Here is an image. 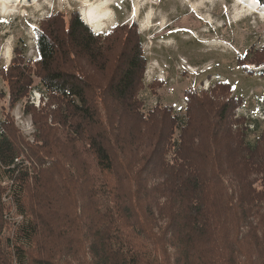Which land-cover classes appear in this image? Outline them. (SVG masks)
<instances>
[{"label":"trees","instance_id":"obj_1","mask_svg":"<svg viewBox=\"0 0 264 264\" xmlns=\"http://www.w3.org/2000/svg\"><path fill=\"white\" fill-rule=\"evenodd\" d=\"M38 23L35 58L18 40L0 67L9 105L26 100L34 125L31 143L9 113L0 118V174L14 182L23 215L12 239L3 238L0 202V264H264V185L252 178L264 183V120L244 126L233 117L242 97L230 83L187 86L183 114L160 103L145 110L147 57L135 22L93 31L76 9L67 20L52 11ZM235 58L261 67L264 44ZM35 88L47 98L38 109L28 103ZM52 141L69 146L77 170L59 156L43 165L36 151ZM22 149L31 165L18 162ZM51 168L64 172L57 191L70 202L60 224L45 214L57 193L23 200L32 178L41 184Z\"/></svg>","mask_w":264,"mask_h":264},{"label":"rangeland","instance_id":"obj_2","mask_svg":"<svg viewBox=\"0 0 264 264\" xmlns=\"http://www.w3.org/2000/svg\"><path fill=\"white\" fill-rule=\"evenodd\" d=\"M22 1L14 6L16 9H8L6 13L0 7V67L9 64L13 55L12 49L18 40L24 39L27 45L26 56L35 58L34 28L52 11L61 12L67 20L72 10L77 9L81 17L86 8V11H89V8L98 5L99 8H95L97 11L108 7L109 10L101 15L99 20L97 19L99 26H105L100 30L93 29L94 31H109L118 22H135L138 31L144 37L142 45L147 60L143 76L144 88L140 91V97L145 110L160 103L171 105L174 112L183 114L186 105L183 90L187 86H193L197 90H210L217 80H225L232 86L233 93L242 97V104L234 109L233 117H244V126L246 120L251 118L248 114L255 117L254 119L264 120V75L261 74L264 65L241 66L237 64L235 58L237 54L245 53L252 44L257 47L264 44V13H261L259 8L251 11L249 6L237 0ZM86 3L91 6H85ZM158 80H162L163 83L156 84L155 81ZM1 90L7 92V95L5 97L0 95V118L9 113L13 118L14 128L22 138L34 143L31 115L23 110L26 100L21 99L12 106L9 105L8 88L0 73ZM46 102L47 98L41 91L36 88L31 90L28 103H32L38 109ZM68 149L69 146L62 143L55 145L52 141L47 148L37 149L36 154L40 161H43V165L50 164L49 162L59 156L71 168L72 166L75 168L77 160L73 157L68 158ZM22 150L23 152L18 155V162L25 158V163L31 165L28 162L30 155L27 156L25 150ZM83 154L94 168L91 155L85 151ZM35 162L37 169L40 164ZM63 174L51 168L46 176L44 175L45 178H42L41 184L34 182L32 178L30 181L32 185L24 192L23 200L27 199L29 204L31 198L46 200L47 196L57 193L58 205L54 209H47L45 213L46 219L52 224L63 222V212L70 203L67 198H61V192L57 191L65 185L60 179ZM252 178L259 189L264 185L260 182L261 176ZM13 184L14 182L6 175L0 174L2 188L0 202L4 205L1 212L4 222L2 237L10 239L23 218L12 196ZM77 189L79 196L83 186L78 185ZM41 212L44 215V211ZM225 215L232 217L231 214ZM245 250L250 252L253 248L248 247ZM64 259L66 258L61 256V260L66 261Z\"/></svg>","mask_w":264,"mask_h":264},{"label":"bare ground","instance_id":"obj_3","mask_svg":"<svg viewBox=\"0 0 264 264\" xmlns=\"http://www.w3.org/2000/svg\"><path fill=\"white\" fill-rule=\"evenodd\" d=\"M34 1H37V0H34ZM86 1V0H85ZM237 1H240V2H242L243 4H245V6H249L248 8L249 9H251V11L252 10H254L255 8L257 9V8H259V11L261 12V13H264V5L263 6H260V4L258 5V7H256L257 6V0H237ZM19 2L21 3V2H23L22 0H0V7H1V9L2 10H4V13H6V11L8 12V9H10V10H14V9H16V7H14V6H16V5H18L19 4ZM93 4H94V2H93ZM91 6L89 3L87 4H85V6ZM20 6V5H19ZM87 6V7H88ZM96 9H98L99 8V6L97 5L96 7H95ZM94 7H91V8H89V11H86V9L84 10V18H85V21L89 24V25H91L92 27H93V29L94 30H100L101 28H103L102 26H99L97 23V19L99 20L100 18H101V15H103L105 12H107V10H109V8L108 7H106V8H101V10L99 9V10H97L96 11V9H95ZM196 8V7H195ZM135 10H136V8H135ZM10 12V11H9ZM3 13V14H4ZM107 14V13H106ZM264 15V14H263ZM104 22V21H103ZM105 23V22H104Z\"/></svg>","mask_w":264,"mask_h":264},{"label":"built area","instance_id":"obj_4","mask_svg":"<svg viewBox=\"0 0 264 264\" xmlns=\"http://www.w3.org/2000/svg\"><path fill=\"white\" fill-rule=\"evenodd\" d=\"M208 84V83H207ZM209 86V85H208ZM249 117H251L252 119H254L255 117L251 116L250 114H248Z\"/></svg>","mask_w":264,"mask_h":264}]
</instances>
